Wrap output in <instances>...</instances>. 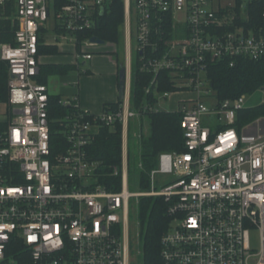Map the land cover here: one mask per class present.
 <instances>
[{"label":"built area","instance_id":"2783aa9c","mask_svg":"<svg viewBox=\"0 0 264 264\" xmlns=\"http://www.w3.org/2000/svg\"><path fill=\"white\" fill-rule=\"evenodd\" d=\"M111 2L0 0V21L14 27L12 41L0 42L8 71L0 264H136L129 221L136 216L140 227L141 197L167 204L157 264H264V119L236 128L246 95L218 100L207 77L210 63L264 57L263 29L246 22L253 0H123L126 42L130 48L134 27L139 70L152 74L145 92L154 102L132 107L129 90L116 107L94 114L78 97L60 98L72 110L50 118L48 87L36 80L40 45L72 42L91 58L87 50L99 44L88 32ZM163 71L172 90L159 89ZM176 91L190 93L167 110L181 114L183 150L160 152L140 188L128 165L130 122L141 137V117ZM115 124L121 161L100 172L87 148L102 127ZM130 178L138 191L128 189Z\"/></svg>","mask_w":264,"mask_h":264},{"label":"trees","instance_id":"16d2710c","mask_svg":"<svg viewBox=\"0 0 264 264\" xmlns=\"http://www.w3.org/2000/svg\"><path fill=\"white\" fill-rule=\"evenodd\" d=\"M263 0H253L248 5L247 26L261 27L264 31ZM123 0H112L109 7L99 17L95 27L88 36H95L104 42H118L121 34L119 23L123 21ZM13 29L9 22L0 21V42H11ZM8 32V33H7ZM12 33V34H11ZM50 52H54L50 50ZM152 74L139 70L136 57V68L131 73L130 103L132 107L154 102L150 93L145 92ZM162 80L161 91L172 90L169 73L163 71L158 75ZM207 77L218 100L234 99L242 94L250 95L264 88V57L259 60L238 58L233 66L228 61L210 63ZM7 64L0 59V103H7ZM43 83L42 78L36 79ZM60 96L49 94V117L62 116L72 110L71 106L61 105ZM120 99L110 105L116 107ZM147 117L148 133L140 139L139 161L142 168L138 171L142 187L147 188L149 171L155 167L156 159L162 151H181L184 145L183 131L180 126L181 114L176 111L158 110L144 114ZM258 118L264 119V101L244 107L236 112L234 125H242ZM6 121H0V127ZM88 153L100 162L99 171L107 172L112 164L121 161V125L104 126L95 135L88 146ZM166 202L161 197H141L138 207L140 221V239L142 264H157L159 261L160 237L167 227L169 218L166 215Z\"/></svg>","mask_w":264,"mask_h":264},{"label":"crops","instance_id":"0c3cea01","mask_svg":"<svg viewBox=\"0 0 264 264\" xmlns=\"http://www.w3.org/2000/svg\"><path fill=\"white\" fill-rule=\"evenodd\" d=\"M87 51L91 52V58L84 59L80 47L72 42L40 45L37 77L44 80L49 94L60 96L62 99L78 97L80 107L97 114L105 104L114 103L119 99L120 66L126 67V91L130 90L131 52L127 42L123 60L118 58V48L111 42L95 45ZM67 77L71 79L67 83L59 82L61 78ZM69 87L75 92L72 96L64 97L63 91Z\"/></svg>","mask_w":264,"mask_h":264},{"label":"rangeland","instance_id":"374dc122","mask_svg":"<svg viewBox=\"0 0 264 264\" xmlns=\"http://www.w3.org/2000/svg\"><path fill=\"white\" fill-rule=\"evenodd\" d=\"M125 22V15L123 14V21L119 23V29L121 31V36L118 40V42H111L114 43L115 47L118 48V58L123 60L125 56V50H126V39H127V31L124 25ZM100 45V44H99ZM103 47V46H102ZM117 51V50H116ZM130 56H131V62H132V71L136 68V57H137V52L135 50V36H134V27H131V33H130ZM82 60V59H81ZM80 60V61H81ZM74 74V73H73ZM69 77L67 78H61L60 83L65 82L67 83L70 81ZM75 92L73 88H67L63 91L65 94L64 97L67 96H72V94ZM190 93L187 91H176L174 94H171L168 98L160 100L159 101V107L155 106V108H158L160 110H171L176 106V101L184 96H189ZM264 101V90H257L253 94L246 95V105L247 106H252L257 103H260ZM6 105L4 103H0V121L3 120L7 117V113L5 112ZM206 118V117H205ZM140 123L142 124V127H144L143 133H141V137L136 138L133 133L138 129V124L135 120H132L130 122V126L128 129V139H127V151H128V165L129 168L132 172L135 174H138V171L136 172V167H138L139 163V148H140V139L143 136H146L148 133V123H147V117L143 116L141 117ZM122 134V133H121ZM143 169V168H142ZM128 189L130 191H138L139 187L130 178V181L128 182ZM129 228H130V251H131V258L136 262V264H141L142 263V254H141V239L138 236L139 228L137 225L136 221V216L134 215L131 216V219L129 221ZM250 241L251 245L254 247L258 246L259 242V236L256 231H252L250 234Z\"/></svg>","mask_w":264,"mask_h":264},{"label":"water","instance_id":"95a60500","mask_svg":"<svg viewBox=\"0 0 264 264\" xmlns=\"http://www.w3.org/2000/svg\"><path fill=\"white\" fill-rule=\"evenodd\" d=\"M90 42H94L100 45L105 43L103 40L95 36L90 37ZM262 90H264V88ZM125 92H126V67L120 66L118 71V97L120 100H122V98L124 97Z\"/></svg>","mask_w":264,"mask_h":264},{"label":"bare ground","instance_id":"6f19581e","mask_svg":"<svg viewBox=\"0 0 264 264\" xmlns=\"http://www.w3.org/2000/svg\"><path fill=\"white\" fill-rule=\"evenodd\" d=\"M8 33V32H7ZM12 34V33H11ZM131 86V85H130Z\"/></svg>","mask_w":264,"mask_h":264}]
</instances>
